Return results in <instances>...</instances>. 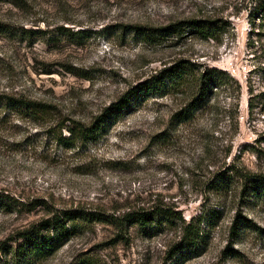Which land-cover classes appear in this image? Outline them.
Segmentation results:
<instances>
[{
  "label": "rangeland",
  "instance_id": "1",
  "mask_svg": "<svg viewBox=\"0 0 264 264\" xmlns=\"http://www.w3.org/2000/svg\"><path fill=\"white\" fill-rule=\"evenodd\" d=\"M263 4L0 0V22L29 31L0 34V92L48 103L56 119L11 117L0 127V191L23 204L0 210V264H264V195L241 197L239 182L221 187L217 177L233 165L264 175ZM191 18L224 21L226 29L217 39L184 33L159 43L130 32ZM61 28L81 32L67 36ZM178 59L224 70L232 82L186 123L169 120L187 96L168 94L142 103L95 143L66 149L53 139L58 120L89 123L129 86ZM154 207L179 210L186 221L203 214L204 249L167 257L179 222L155 235L134 227L120 235L94 223L50 254L14 252L17 233L56 210L118 215ZM236 212L260 231L232 235Z\"/></svg>",
  "mask_w": 264,
  "mask_h": 264
},
{
  "label": "trees",
  "instance_id": "2",
  "mask_svg": "<svg viewBox=\"0 0 264 264\" xmlns=\"http://www.w3.org/2000/svg\"><path fill=\"white\" fill-rule=\"evenodd\" d=\"M264 14V4L260 9ZM226 23L216 19L191 18L171 22L164 26L148 27L141 25L130 26V32L143 41L159 43L168 37L181 38L185 35L197 36L201 39H217L225 31ZM66 31L67 36L78 35L81 31ZM24 29L17 30L6 23L0 22V34L25 36ZM79 37V36H78ZM232 82V77L224 70L208 67L188 59H178L168 66H164L151 74L148 78L129 86L116 100L104 106L89 123L74 119H62L55 124L58 131L52 132L53 139L66 149L83 147L88 143H95L106 135L121 118L134 112L142 103L155 96L168 94H183L187 101L170 115V124H181L191 120L195 113L202 109L212 98L215 90L226 87ZM55 108L45 102L31 99L16 92H0V127L8 123L11 117L26 119L34 123L49 121L54 118ZM54 127V126H53ZM61 128H65L68 135H62ZM221 187L232 183L240 184V196L264 195V175L255 174L247 170H240L236 166L225 168L217 174ZM253 192V193H252ZM261 194V195H262ZM17 204L23 205L15 197L0 191V210L13 211ZM202 215L191 217L186 221L179 210L172 208L154 207L152 209H130L121 214H106L83 208L56 210L17 233V240H21L15 248V253L50 254L64 245L71 237L90 228L94 223L114 226L120 235L127 233L134 227L146 234L160 233L167 226H174L179 222V239L168 249L167 257L171 258L186 252L195 254L206 246V230L201 227ZM214 226V223L207 227ZM230 233L238 235L243 229L260 231L252 221L246 219L239 212L233 215L230 222Z\"/></svg>",
  "mask_w": 264,
  "mask_h": 264
}]
</instances>
